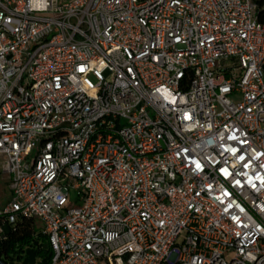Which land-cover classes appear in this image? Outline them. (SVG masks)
I'll return each instance as SVG.
<instances>
[{
    "label": "built area",
    "instance_id": "built-area-1",
    "mask_svg": "<svg viewBox=\"0 0 264 264\" xmlns=\"http://www.w3.org/2000/svg\"><path fill=\"white\" fill-rule=\"evenodd\" d=\"M262 13L0 0V238L40 219L50 264H264Z\"/></svg>",
    "mask_w": 264,
    "mask_h": 264
},
{
    "label": "trees",
    "instance_id": "trees-1",
    "mask_svg": "<svg viewBox=\"0 0 264 264\" xmlns=\"http://www.w3.org/2000/svg\"><path fill=\"white\" fill-rule=\"evenodd\" d=\"M261 20L264 21V13L261 14ZM38 232L35 229L34 219L19 220L15 229L10 231L5 238H0V259L5 264H24L28 250L36 251L38 254L41 251L47 252V256L37 264H50L52 257V249L48 241H42L46 238L43 235L37 237ZM20 252L17 261L14 262L11 253ZM10 261V262H9Z\"/></svg>",
    "mask_w": 264,
    "mask_h": 264
},
{
    "label": "rangeland",
    "instance_id": "rangeland-1",
    "mask_svg": "<svg viewBox=\"0 0 264 264\" xmlns=\"http://www.w3.org/2000/svg\"><path fill=\"white\" fill-rule=\"evenodd\" d=\"M10 181L7 179H0V194H1V201L2 206H5L12 198V191L10 189ZM79 203L77 202V198L74 192H72V200L69 204L70 207L78 206ZM35 229L39 233L42 229V221L40 219L35 220ZM42 241H48L47 238H43ZM13 257H17L20 255V252H13L11 253ZM47 256V252L41 251L37 254V263H40L45 257ZM24 260V258H23Z\"/></svg>",
    "mask_w": 264,
    "mask_h": 264
},
{
    "label": "water",
    "instance_id": "water-1",
    "mask_svg": "<svg viewBox=\"0 0 264 264\" xmlns=\"http://www.w3.org/2000/svg\"><path fill=\"white\" fill-rule=\"evenodd\" d=\"M1 264H5L2 259H0ZM24 264H37V254L34 250L27 251V257L24 259Z\"/></svg>",
    "mask_w": 264,
    "mask_h": 264
},
{
    "label": "flooded vegetation",
    "instance_id": "flooded-vegetation-1",
    "mask_svg": "<svg viewBox=\"0 0 264 264\" xmlns=\"http://www.w3.org/2000/svg\"><path fill=\"white\" fill-rule=\"evenodd\" d=\"M10 262V261H9ZM1 264V263H0Z\"/></svg>",
    "mask_w": 264,
    "mask_h": 264
}]
</instances>
